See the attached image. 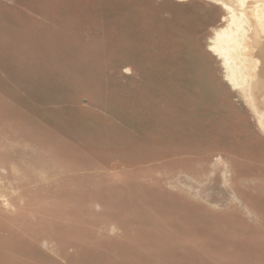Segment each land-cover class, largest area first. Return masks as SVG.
Instances as JSON below:
<instances>
[{
  "label": "rangeland",
  "instance_id": "374dc122",
  "mask_svg": "<svg viewBox=\"0 0 264 264\" xmlns=\"http://www.w3.org/2000/svg\"><path fill=\"white\" fill-rule=\"evenodd\" d=\"M259 15L0 0V264H264Z\"/></svg>",
  "mask_w": 264,
  "mask_h": 264
},
{
  "label": "bare ground",
  "instance_id": "6f19581e",
  "mask_svg": "<svg viewBox=\"0 0 264 264\" xmlns=\"http://www.w3.org/2000/svg\"><path fill=\"white\" fill-rule=\"evenodd\" d=\"M221 1H223L225 4L229 5L231 0H221ZM261 9H262V7L259 8L258 9V13L255 12V14L256 13L257 14H261V11H263ZM251 12L254 13L253 8L251 9ZM252 20H253L252 21L253 33L250 35V37H248L247 39L244 40L242 46L240 47V51H241V54L243 55V57L244 56L249 57V56L252 55V52H254V51L256 52L257 49L256 48L254 49L253 46H252V43L255 41V37H256V39L259 38L260 36L264 37V17H262V16L260 17V15H259L258 18L257 17H253ZM217 36L221 39V37H220L221 36V32H218ZM230 39H232L231 46L236 45L235 38L232 36ZM260 39L264 42V38H259V40ZM263 44H261V49L257 51V54H259V56L262 57V61H260L257 58L255 60V62L253 63V65H252L251 86H252L253 82H254V85L256 84L255 85L256 86V90L254 91V93L258 90L257 86L258 85H262V81H264V46H263ZM221 53L222 52H220V54ZM259 63H260V65H259ZM259 71H261V73H258ZM232 74H234V73H232ZM259 92L258 93L256 92V95L259 94ZM263 98H264V88H263L262 92L259 95H257V99H258L257 103L260 101V99H263ZM261 124H263V123H261Z\"/></svg>",
  "mask_w": 264,
  "mask_h": 264
}]
</instances>
